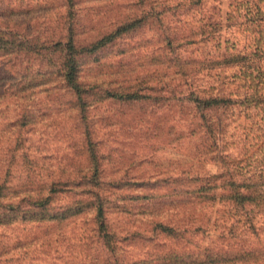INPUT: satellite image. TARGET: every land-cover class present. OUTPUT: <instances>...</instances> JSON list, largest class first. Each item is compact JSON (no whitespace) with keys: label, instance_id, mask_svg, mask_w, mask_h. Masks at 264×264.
<instances>
[{"label":"rangeland","instance_id":"374dc122","mask_svg":"<svg viewBox=\"0 0 264 264\" xmlns=\"http://www.w3.org/2000/svg\"><path fill=\"white\" fill-rule=\"evenodd\" d=\"M4 2L8 13L0 31L18 35L29 28L37 43V34L69 35L70 25L86 40L84 35L111 30L123 15H143L144 23L86 63L104 65L110 88L136 85L150 98L105 102L87 113L102 175L121 181L108 205L111 229L118 234L110 247L97 234L91 213L62 224H11L0 226V264H264V210L252 219L233 205L214 204L206 194L181 193L198 185L191 180L200 176L213 183L223 172L264 178V105L239 102L262 93L255 79L264 77V23L259 26L264 0H199L194 9L187 5L182 17L168 15L162 23L151 15L154 0H79L76 20L69 0ZM172 33L174 43L166 41ZM209 36L215 42L208 43ZM10 61L0 57V188L33 179L34 188H41L48 177L75 175L80 184L60 185L52 205L83 199L95 188L85 182L92 164L71 98L64 91L44 95L40 88L22 89L29 67L24 64L26 71L15 75ZM193 85L238 101L212 113L226 127L215 139L200 136L213 145L207 157L198 153L196 138L184 134L191 108L182 98ZM125 197L136 200L129 206ZM158 223L173 230L163 233ZM251 249L258 254L247 255L249 261L220 260L223 253Z\"/></svg>","mask_w":264,"mask_h":264},{"label":"trees","instance_id":"16d2710c","mask_svg":"<svg viewBox=\"0 0 264 264\" xmlns=\"http://www.w3.org/2000/svg\"><path fill=\"white\" fill-rule=\"evenodd\" d=\"M4 1L0 0V20L4 19L5 13H8L3 10ZM198 1L154 0L152 8L154 11L151 15L155 20L162 23L164 20L168 21V15L175 16L177 14L182 17L187 5L194 9ZM78 3L79 0H69L71 17L74 20H76V13L80 8ZM145 20L146 17H143V15H123L113 25L111 30L97 32L94 35H84L87 37L86 40H82L78 31L71 25L69 26V35L65 33H60L59 36L56 33L45 36L37 34L38 43L33 37L34 33L29 28L26 29L24 34L18 33V35L7 29V31H0V57L11 59L8 63H11L10 68L15 75L18 73L23 74L27 70L24 86L19 85L22 89L37 90L40 88L39 93L43 92L44 95L64 91L71 98L73 110L77 114L76 127L80 132L79 134L85 138L83 150L90 153L92 164V170L84 177L85 182L91 188H95L88 189L84 193L83 199L67 200V204L55 207L52 205V198L59 192L56 189L60 185L80 184L79 179H76L75 175L48 177L47 181H41L44 185L41 188H34L38 186L34 179L14 185L9 182L8 185L0 188V226L11 224H62L70 219L79 218L85 213H91L95 219L96 232L106 241L108 247H110L113 238H118V234H115L111 229L110 215L112 214L108 213V205L111 202L110 200L120 193L119 186H121V181L118 180L117 176H112L107 181L104 179L103 172L100 170L102 155L92 140L94 136L91 129L92 125H89L90 129L87 127V113L88 110L95 109L105 102L136 103L144 101L150 95L139 93L144 90L138 89L136 85H124L121 83L118 87L110 88V81H107L102 71L104 65L101 62L89 65L86 63V59L102 48L107 47L108 44L113 43L118 37L128 34L134 29L136 24L144 23ZM259 20V26H261L264 23V17ZM92 32H95L94 29H92ZM170 32L174 31L170 30ZM172 34L166 37V41L175 42L177 35ZM195 35L193 32V38H195ZM207 41L208 43L211 41L215 42V38L209 36ZM223 62L229 64L227 61ZM24 64H27L29 68L25 70L23 68ZM211 65L212 63L209 66L210 70L213 69ZM193 70L195 71V69ZM91 74H94L95 77L93 78ZM263 76V73L260 74V77ZM255 81H257L256 86L262 93L254 94L250 97H242L239 101L241 105L247 104L246 106H248L251 99L257 106L264 105V77L262 79L257 78ZM203 88L196 85L190 86L182 101L187 107L191 108V120L187 127L184 125V134L189 138L199 139L194 141L199 148L198 153L207 157V155L212 154L211 148L213 145H210V139L205 141L200 136L215 139L218 133L226 127L224 120L218 118L215 121L216 118L212 113L226 111L233 101L235 103L238 101L233 100L229 94L211 93ZM146 90L149 89L146 88ZM25 118L31 121L32 116L26 115ZM87 142L89 145H87ZM217 159V156L211 157L210 161L216 162ZM219 159H222V157ZM212 179L215 180L214 183L213 180L208 181L206 176L193 178L191 182H199L198 185H193L192 188L181 191V193L184 195L194 192L202 193L201 195L206 194V197L214 204L225 202L227 205H233L235 208L245 211L248 216H252V219L255 215L257 216L258 211L264 210L263 175L223 172ZM107 184L112 185V188L105 189ZM26 185H32V187ZM133 198L125 197V201L129 204L133 202ZM143 198L148 199V197ZM157 226L162 228L163 233L173 230L169 225L158 223ZM257 254L258 251L256 249H251L247 253L236 250L232 253H223L220 255V260L222 259L225 262L227 257L229 259L243 257L244 261L248 260L247 255L253 259L254 255L257 256ZM127 263L148 264V262L138 261H129ZM183 263L186 262L183 261ZM168 264H174V262L172 261Z\"/></svg>","mask_w":264,"mask_h":264}]
</instances>
